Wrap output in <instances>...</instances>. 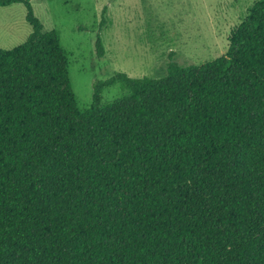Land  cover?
Returning <instances> with one entry per match:
<instances>
[{"label": "trees", "instance_id": "obj_1", "mask_svg": "<svg viewBox=\"0 0 264 264\" xmlns=\"http://www.w3.org/2000/svg\"><path fill=\"white\" fill-rule=\"evenodd\" d=\"M14 3L32 31L0 47V264H264V0L225 54L96 79L85 109L59 32Z\"/></svg>", "mask_w": 264, "mask_h": 264}, {"label": "rangeland", "instance_id": "obj_2", "mask_svg": "<svg viewBox=\"0 0 264 264\" xmlns=\"http://www.w3.org/2000/svg\"><path fill=\"white\" fill-rule=\"evenodd\" d=\"M257 0H31L46 30L59 32L70 58L80 108L90 106L93 83L117 72L160 78L172 60L200 65L226 53L232 31ZM23 3L0 6V47L24 43L32 31ZM101 34L105 51L99 56ZM122 93H103L110 102Z\"/></svg>", "mask_w": 264, "mask_h": 264}]
</instances>
